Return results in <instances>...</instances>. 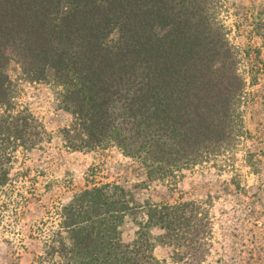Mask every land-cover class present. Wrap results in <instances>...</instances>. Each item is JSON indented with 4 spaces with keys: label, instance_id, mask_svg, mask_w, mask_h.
<instances>
[{
    "label": "trees",
    "instance_id": "1",
    "mask_svg": "<svg viewBox=\"0 0 264 264\" xmlns=\"http://www.w3.org/2000/svg\"><path fill=\"white\" fill-rule=\"evenodd\" d=\"M218 0H0V222L12 202L17 153L51 143L43 123L15 102L14 70L57 93L71 116L56 137L76 152L117 149L144 180L132 188L93 184L62 205L39 229L42 253L31 264H210L212 205L143 201L135 188L178 183L244 138L241 109L259 84L264 18L252 23L250 48L229 40L216 16ZM238 30L240 27L237 25ZM251 42V43H250ZM264 114V85L260 95ZM264 145V128L261 134ZM253 174L264 171V146L246 153ZM241 176L224 183L238 193ZM249 212L247 216L253 217ZM133 223L130 242L123 227ZM45 225V223H43Z\"/></svg>",
    "mask_w": 264,
    "mask_h": 264
},
{
    "label": "rangeland",
    "instance_id": "2",
    "mask_svg": "<svg viewBox=\"0 0 264 264\" xmlns=\"http://www.w3.org/2000/svg\"><path fill=\"white\" fill-rule=\"evenodd\" d=\"M218 1L215 13L230 42L241 49L250 48L249 41L255 39L251 26L255 18H264V0ZM250 51V58L242 56L240 68L247 73L249 65L256 62L259 84L250 86L246 75L247 100L241 109L245 137L224 155L193 168L178 183H150L134 190L141 201L150 198L157 203L203 201L211 204L210 264H264V171L261 175L253 174L245 162L248 151L257 152L264 146L261 140L264 114L258 98L264 85V54L258 59L254 48ZM13 74L16 105L29 109L53 135L51 143L42 149L27 155L21 151L16 154L13 184L9 188L15 202L0 222V264H31L43 250V234L39 229L45 232L53 225L61 206L75 194L93 184L111 182L132 188L144 180V175L115 148L95 152L65 149L56 135L59 129L70 124L71 116L58 108V92L43 83L26 80L16 70ZM236 174L241 176L242 187L247 192L238 193L233 187H224ZM249 212L255 215L249 217ZM135 232L133 223L125 224L124 241H132ZM155 254L162 264H174L169 248L158 246Z\"/></svg>",
    "mask_w": 264,
    "mask_h": 264
}]
</instances>
